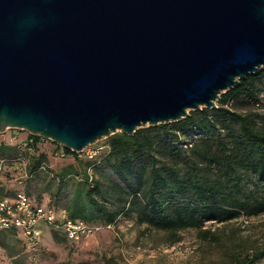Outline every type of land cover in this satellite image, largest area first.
<instances>
[{
    "label": "water",
    "instance_id": "1",
    "mask_svg": "<svg viewBox=\"0 0 264 264\" xmlns=\"http://www.w3.org/2000/svg\"><path fill=\"white\" fill-rule=\"evenodd\" d=\"M264 69V0H0V132L83 151Z\"/></svg>",
    "mask_w": 264,
    "mask_h": 264
},
{
    "label": "trees",
    "instance_id": "2",
    "mask_svg": "<svg viewBox=\"0 0 264 264\" xmlns=\"http://www.w3.org/2000/svg\"><path fill=\"white\" fill-rule=\"evenodd\" d=\"M262 94H264V69L248 75L238 86L223 93L218 107L191 111L190 116L180 121L142 127L134 135L119 131L108 137L110 155L106 156V160L114 161L117 174L129 179L131 185L136 186L133 187L134 196L144 192L149 199L145 209L150 208L152 215L150 217L146 215L148 221L165 229L202 228L209 220L227 221L243 213L249 215L264 213V196H257L254 193L242 194L240 189L243 177L247 173L256 176V183L264 186V129L260 128L249 115H243L229 107L242 98L258 103ZM192 131L206 132L200 138V143L192 147V150L195 154L204 155L210 160V167L216 165L220 172H217L215 178H211L208 172L199 173L200 165L195 161H193L194 165L182 175L154 153L157 145L163 143L166 149L165 155L172 157L180 149L176 139H179L182 133L188 134ZM223 132L227 133V139L221 138ZM215 136L219 142L218 148L213 151V146L210 145L215 141ZM30 139L33 141L30 142ZM46 141H51L55 145V150L65 151L66 157H73L80 163L84 160L92 161L99 156L94 158L80 156L78 152L63 147L54 140L28 132L27 138L21 143H0V161H4L0 173L6 172L9 177L11 176V180H18L17 175L20 173L23 181H33L43 174H51L62 182V186H68L65 173L57 176L50 169L48 152L44 149ZM103 153L104 151L100 152ZM97 164L99 161H94L92 165ZM25 169L28 175L25 174ZM221 169H225V175L221 174ZM85 182L87 183L84 193L86 198L78 191V200L69 211L47 199L32 195L26 188L7 192L1 186L0 199L14 197L20 190H25L37 203L48 202L56 206L59 211H66L73 219L81 218L97 222L100 216H105L106 221L102 224L115 223L119 211H109L107 205L96 197L95 191L99 188L87 169ZM124 192L128 193L127 190ZM136 200L131 202L133 206ZM44 225L49 227L51 233L54 231L56 238L59 233H63L54 225L48 223ZM44 225H42L43 237ZM0 231L15 233L27 246L20 230ZM63 234L66 236L65 233ZM262 259H264V249L240 257L238 262L255 264Z\"/></svg>",
    "mask_w": 264,
    "mask_h": 264
},
{
    "label": "rangeland",
    "instance_id": "3",
    "mask_svg": "<svg viewBox=\"0 0 264 264\" xmlns=\"http://www.w3.org/2000/svg\"><path fill=\"white\" fill-rule=\"evenodd\" d=\"M229 107L243 115H249L264 129V94L260 96L258 103L242 98ZM201 110L202 108L191 111ZM27 133L26 130L9 128L0 132V143H21L27 138ZM205 134L206 132L198 131L182 133L176 139L180 149L172 157L165 155L163 143L157 145L154 153L182 175L195 161L200 165L199 173L208 172L211 178H215L217 172H220L216 165L210 167V160L192 150ZM221 138L227 139V133L223 132ZM214 140L210 145L213 146V151L218 148L219 142L216 136ZM44 149L48 152L52 173L57 176L65 173L68 186H62V182L51 174L21 182L20 173L17 175L18 180H11V176L2 172L0 187H4L7 192L26 188L32 195L47 199L69 211L78 200V191L86 198L87 169L99 188L95 191L96 197L107 205L109 211H119V216L112 227H105L81 241L71 240L63 233H59L56 238L54 231L49 235V227L43 224L45 237L37 250L24 245L15 233L0 231V264H239L240 257L264 249V213H243L227 221L209 220L202 228L165 229L148 221L146 215H152L150 208L145 209L149 199L144 192L134 196L133 187L136 186L117 174L114 161L106 160V156L110 155L108 137L93 144V150L101 149L104 153L98 154L92 161L84 160L83 163L73 157H59L51 141L45 142ZM94 161H99V164L92 165ZM224 171L225 169H221V174L225 175ZM256 181V176L247 173L240 185L242 194L254 193L263 197L264 186ZM126 190L128 193L124 192ZM135 199L137 202L133 206L131 202ZM104 221L105 216H100L97 220L101 223ZM255 264H264V259Z\"/></svg>",
    "mask_w": 264,
    "mask_h": 264
},
{
    "label": "built area",
    "instance_id": "4",
    "mask_svg": "<svg viewBox=\"0 0 264 264\" xmlns=\"http://www.w3.org/2000/svg\"><path fill=\"white\" fill-rule=\"evenodd\" d=\"M33 139H30L32 142ZM29 143H26L28 145ZM80 156L94 158L100 154L101 149H94L93 145L83 151H76ZM59 157H66V152L57 150ZM4 167V161H0V170ZM26 170V169H25ZM27 174V170L25 172ZM21 182L23 180L21 179ZM37 203L28 195L25 190H20L14 197H4L0 199V230L18 229L21 231L27 246L39 249L43 239V224L54 225L66 236L74 241H81L85 238L97 234L105 227H112L114 223L104 225L100 222L89 221L86 219H73L66 211H59L56 206L48 203Z\"/></svg>",
    "mask_w": 264,
    "mask_h": 264
},
{
    "label": "crops",
    "instance_id": "5",
    "mask_svg": "<svg viewBox=\"0 0 264 264\" xmlns=\"http://www.w3.org/2000/svg\"><path fill=\"white\" fill-rule=\"evenodd\" d=\"M17 130H21V129H17ZM28 132V131H27ZM27 135H28V133H27ZM52 233L51 232H49V235H51ZM45 237V236H44Z\"/></svg>",
    "mask_w": 264,
    "mask_h": 264
}]
</instances>
